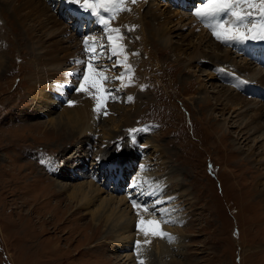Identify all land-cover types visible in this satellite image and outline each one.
<instances>
[{"label": "rangeland", "instance_id": "1", "mask_svg": "<svg viewBox=\"0 0 264 264\" xmlns=\"http://www.w3.org/2000/svg\"><path fill=\"white\" fill-rule=\"evenodd\" d=\"M57 1L27 2L39 12L38 22L23 23L24 14H36L25 8L16 15L17 0H0V264H140L133 235L139 231V209L130 208L129 195L137 201L146 196L142 206L160 198L164 203L156 207L172 210L176 221L162 224L178 237L165 253L160 250L166 238L143 237L150 240L144 244L152 255L149 263L264 264V133L261 137L253 130L264 124V96L258 97L264 82H254L264 74V55L258 50L263 46L247 45L244 53L221 44L212 29L201 25L206 19L193 17L207 0H187L185 6L174 0H125L122 6L131 11L120 12L110 27L124 33L127 63L140 71L132 76L135 84L139 81L137 90H131L134 83L120 87L121 80L105 81L106 88L118 90L95 117L97 127L83 132L82 139L67 136L66 128L56 130L49 120L77 95L86 66L75 61L86 59L85 36L105 45L107 38L90 12L80 17L85 27L63 14L68 9L53 12ZM131 26L136 27L129 30ZM160 31L167 36L166 46L160 43ZM105 53L98 66L109 78L120 76L124 66L113 67L117 57L109 59L107 47ZM244 65L247 69L238 74ZM215 66L221 68L216 71ZM228 71L255 83L257 95L237 90L234 78L230 85L222 82ZM128 79L126 75L123 82ZM237 97L243 102L234 105ZM47 98H52L47 104L38 102ZM240 129L246 139L240 138ZM132 133L134 142L125 140ZM102 154L132 156L124 160L125 167L134 165L124 171L125 178L132 175L129 195L118 186L119 170L105 172L113 160L100 169L92 165ZM137 174L142 189L131 184ZM91 181L99 185L98 195L92 194L95 200L109 194L124 199L119 208L132 216L130 230L121 235H132L129 241L118 242L111 231L123 230L127 221L106 223L99 216L108 210L93 216L94 206L68 197L78 183ZM148 183L163 189L146 192ZM150 192L154 194H144ZM148 214L162 219L151 210Z\"/></svg>", "mask_w": 264, "mask_h": 264}, {"label": "snow or ice", "instance_id": "2", "mask_svg": "<svg viewBox=\"0 0 264 264\" xmlns=\"http://www.w3.org/2000/svg\"><path fill=\"white\" fill-rule=\"evenodd\" d=\"M131 2L135 4L137 0H131ZM66 3L70 8L73 5H78L79 8L95 16L97 23L103 27L107 38V45H105L95 36H85L83 44L86 59L75 61L78 64H85L86 66L76 91L88 92L89 86L95 88L98 95L93 97L96 100L94 111L99 112L102 109H106L108 99L116 98L111 93L118 90L106 88L105 81L121 80L120 87H127L134 83L132 79L134 69L127 63L128 54L126 52V45L123 43L124 33L120 27H110L111 21L120 12L131 11V9L122 6L125 0H83V2L81 0H66ZM194 15L200 19L214 18V23H209L205 26L212 29L215 38L222 43H244L249 40L264 41V0H207V3H202V6L195 9ZM135 27L131 26L129 30H134ZM105 47H107L109 59L113 56L117 57L116 65H113V67L118 65L124 66V71L118 77L109 78L105 74V70L97 64L100 57L106 54L104 51ZM97 49H99V52H97ZM93 74L95 78H93ZM126 75L129 76L128 83L123 82V78ZM88 81H91V84L86 86V82ZM141 87L146 86L142 85ZM128 99L131 100L132 97ZM69 103L72 104L73 102L70 101ZM103 114L107 115V111L105 110ZM40 162L42 164L45 163L43 160ZM132 186L141 187V182L138 181ZM144 194L153 195L154 193ZM132 203L134 208H142L144 213H148L151 210L154 215L158 213L162 217L160 220L140 217L137 229L145 237L151 235L157 238H166L169 242L175 240V237L171 233L164 231L162 227V224L176 222L170 215L172 210L158 209L156 207L157 204L164 203L163 201L157 199L151 206L139 205L135 200ZM137 214L139 215V212ZM144 243L148 244L150 241L145 240ZM137 245L139 255L140 241H137ZM140 264H143L142 260Z\"/></svg>", "mask_w": 264, "mask_h": 264}, {"label": "bare ground", "instance_id": "3", "mask_svg": "<svg viewBox=\"0 0 264 264\" xmlns=\"http://www.w3.org/2000/svg\"><path fill=\"white\" fill-rule=\"evenodd\" d=\"M18 1V5H16V6H13V7H15L14 9H13V11L16 13V15H19V11H20V9L22 10V11H24L23 9H25V8H28L29 9V11L32 13V11L34 12V14H36V16H29V13L27 12L26 14H24L23 16V18H22V20H23V23H25L26 21H32V22H36L37 20L36 19H38L37 18V16H38V11L34 8V7H32V6H30L27 2H29V3H33L34 2V0H17ZM46 1H48V0H46ZM52 1V0H51ZM175 1V3H179V2H181V5H186V1L187 0H174ZM206 1V0H205ZM191 2V1H190ZM61 3H64V2H62L61 1ZM206 3V2H205ZM16 4V3H15ZM47 6L48 5H51V2H49L48 4H46ZM12 7V8H13ZM33 14V13H32ZM84 14H85V11H84ZM81 15H82V17H85V15H87V14H85V15H83V14H80V17H81ZM88 16V15H87ZM130 17L132 16V15H129ZM129 17V18H130ZM193 17L197 20V21H199L200 19L199 18H197L195 15H193ZM89 18V17H88ZM118 18V17H117ZM132 18V17H131ZM36 20V21H35ZM39 21H42V19H40ZM91 21H94L93 19H92V17H91ZM38 22V21H37ZM130 22H132V19H131V21H127V26L128 27H130L129 26V23ZM202 22V21H201ZM215 21H214V18H207L205 21H203V23H201V25H203V28H208V27H206L205 25L206 24H209V23H214ZM31 26L33 27V26H35V25H33V24H31ZM202 28V29H203ZM28 32V31H27ZM87 32V31H86ZM161 32V31H160ZM203 33V32H202ZM162 34H164L165 35V32L163 33V32H161L160 33V43H163L165 46L166 45H168L169 43H168V40L166 39L167 38V36H163ZM170 36V35H169ZM20 39V38H19ZM248 43V44H247ZM181 44V43H180ZM221 44H223L224 46L226 45V47L227 46H230L231 48L230 49H232V51H237V52H244V53H247V51H243L244 50V48L248 45V47H249V45L250 46H255V48H257V47H259L258 45H260V46H263V47H259L258 48V50L260 49V53L262 54V55H264V45H261V43H256V41H246L245 43H230V44H225V43H222L221 42ZM184 46V45H183ZM235 47V48H234ZM252 47V48H253ZM184 48H185V46H184ZM187 48V47H186ZM178 49V48H177ZM181 50H183V47H182V49ZM105 51V50H104ZM126 51L128 52L129 50L128 49H126ZM97 52H99V49H97ZM259 53V54H260ZM258 54V55H259ZM187 56H189V54H186ZM195 55V52H194V50H193V54H192V57ZM196 56V55H195ZM254 57H256V55L254 56ZM3 64H4V61L2 60V56H0V68H2L3 67ZM134 66V65H133ZM133 69H134V74H138V73H140V71L139 70H136L134 67H132ZM221 67H219V66H215L214 67V69L216 70V71H218L219 69H220ZM70 69V68H69ZM247 69V66H245L244 65V67H241L240 69H238L239 70V72H237L238 74H240V73H243V71H245ZM249 69V68H248ZM111 71V70H110ZM117 72H120V71H117ZM237 73H234V72H230V71H228V75H229V77H231V78H236V81H237V86H236V89L237 90H240L241 88H243L242 89V92H244V93H246L247 95H249L248 93H251L252 91H251V85H245L244 87L243 86H240L239 85V80H241V77L237 74ZM219 76H221L220 75V73L218 74ZM222 77V76H221ZM137 79H139V77L137 78ZM136 79V80H137ZM256 79V78H255ZM264 82V74H262V73H260V77H258L254 82H256V83H260V82ZM91 84V81H88V82H86V86H88V85H90ZM137 85H139V81H136V84H135V81H134V84H132V86H131V90H137L136 89V86ZM230 85V84H229ZM110 86H111V88H112V86H113V84H110ZM91 91H89V92H77V95L74 97H72L73 99H72V104L70 105V103H68L67 104V106L66 105H64V110L62 111V112H60V113H58V115L57 116H55L56 118H52V119H50L49 120V123L54 127V128H56V130H62L63 128H66L67 129V136H70V135H76L78 138H81V136H82V134H84L85 132H92V130L95 128V127H97L96 126V121H95V117L97 118L98 116H99V114H98V111H94V108H95V106H96V101H95V99L93 98V97H95L96 95H98V93H97V91H96V89L95 88H93V87H88ZM110 88V87H109ZM257 89H260V87H258ZM60 90V89H59ZM262 91H264V89L262 90ZM65 94V93H64ZM60 95H62L61 93H60ZM67 96V95H66ZM250 96V95H249ZM229 97V96H228ZM49 100H52V98H47V100L45 101V100H43V99H41L40 101H38V102H40L41 104H43V103H45V104H47V102L49 101ZM58 102H60V101H58ZM69 102V101H68ZM233 102H235L236 104H234V105H237V104H241L242 102H243V100L242 99H240V98H235L234 99V101ZM232 102V103H233ZM232 103H230V104H232ZM54 105L56 106V105H58V103H54ZM228 105V104H227ZM233 105V106H234ZM45 106V105H44ZM62 106V105H61ZM40 108V107H39ZM232 108H234V107H232ZM236 108V107H235ZM220 109V108H219ZM260 109V108H259ZM43 110H47V109H43ZM116 110V109H115ZM112 112V111H111ZM113 114V113H112ZM101 116V115H100ZM109 116V115H108ZM112 116V115H111ZM120 117V116H119ZM113 118L114 117H110V119H112L113 120ZM250 124H253L254 122H255V120H253V118H250ZM260 122V121H259ZM258 122V123H259ZM53 123L55 124V125H53ZM116 126V125H115ZM103 127V126H102ZM64 130V129H63ZM253 130H254V133H256V134H258L259 136H261L262 137V135H263V130H264V124H263V121L260 123V126H258V125H254V127H253ZM59 132H61V131H59ZM72 132V134H70ZM84 132V133H83ZM54 134V133H53ZM64 134H65V132H64ZM239 134H240V138H242V139H246V132H244L242 129H240L239 130ZM63 134H61L60 133V135H58L57 137H60V136H62ZM131 135L133 136V133L132 134H127L126 135V137H125V140H130V141H133V137H131ZM129 136V137H128ZM77 138V139H78ZM105 138V137H104ZM82 139V138H81ZM264 139V138H263ZM84 140H85V138H84ZM80 142V141H79ZM120 142H123V139L122 140H120ZM134 142V141H133ZM92 143H93V140H92ZM134 147L135 148H138L139 146L136 144V143H134ZM126 151H128L129 153H131V151L129 150V148H127L126 147ZM139 151V156H141L142 154V152H141V150L139 149L138 150ZM254 152V151H253ZM260 152V151H259ZM144 154V153H143ZM159 156V155H158ZM119 157V156H118ZM131 155L129 154H125V157H123V158H118L117 159V157L115 156V157H111V156H109V155H104V154H102V155H99V156H97V159H95V161L93 162L94 164H92V165H95V166H97L98 167V169H100V168H104V166H107L108 167V164L105 162V161H108V160H113V162L111 163V165L109 166V169H107V170H105V172H108V170H109V172H112L113 171V169L115 170V172L117 171V170H119V172H121L122 173V175H121V178L119 179L120 180V184H118V186H120L121 188H122V190L126 193V191H127V194L129 195V190H132L131 188H127V181L128 180H131V178H132V175H130L128 178H125L124 177V171L126 170V169H131V167H133V166H131V167H125V163H127V161H124L125 159H127V158H130L131 159ZM99 158V159H98ZM154 158H155V156H154ZM96 160H98L97 162H96ZM100 161H103V162H100ZM143 162V161H142ZM141 162V163H142ZM145 164H144V162H143V165H141V166H144ZM140 166V167H141ZM166 166V165H165ZM145 169V168H144ZM158 169V168H157ZM140 173V172H139ZM108 175H110V174H108ZM108 175L107 176H104V178H108V181H109V177H108ZM115 175V177H116V175L117 174H114ZM157 175V174H156ZM92 176L93 177H95L96 178V174L94 173V174H92ZM150 176V175H149ZM114 177V179H116ZM143 177V178H142ZM145 176H142L141 175V179H145V181L144 182H147L146 181V178H144ZM148 177V176H147ZM151 178V177H150ZM138 179H140V175L139 174H137V177H136V179H133L132 180V182H131V184L133 185V184H135V182H137V181H139ZM148 179V178H147ZM163 179V178H162ZM169 179V178H168ZM141 182V181H140ZM149 182H150V180H149ZM156 182V181H155ZM160 182H161V180H160ZM157 183V182H156ZM156 183H155V185L153 184H151V183H148V185H147V187H146V192H148V191H152V190H154L155 192H160V190L161 189H163V188H159L157 185H156ZM262 183V182H261ZM142 184V183H141ZM145 184H147V183H145ZM161 186V185H160ZM138 188H140V187H138ZM135 189H137V188H135ZM134 189V190H135ZM140 189H142V188H140ZM133 191V190H132ZM138 191V190H137ZM263 191V190H262ZM105 192V191H104ZM93 193H95V194H97L98 195V193H99V185L98 184H96V183H94V182H86V183H83L82 182V184H79L78 183V185L74 188V190L72 189L71 191H70V193L68 194V197L70 198V199H77L78 201H79V205H81V203H86L87 205L88 204H90V205H92V206H94L96 209L92 212V215L93 216H96V215H98L99 216V214L101 213V212H103L104 210H108L109 211V213H105V211L99 216V217H104V218H106V223L107 222H109L110 224H112V223H114L115 222V224L114 225H116L117 223H120L121 221H127L126 223H127V225H124L125 226V228L123 229V230H111L113 233H114V235H118L117 237H116V239L118 240V242H119V240H123V239H125V238H127V240L126 241H124V242H127V241H129V239H131L132 238V235H130V234H127V235H121V233L123 234V233H128V231L130 230V218H131V216L132 215H130L129 216V214H128V210L127 211H125L124 209H120L119 208V204L121 203V202H123L124 201V199H123V201H122V199H117L118 197H116L115 195H108V196H105V197H101V199L100 200H95L93 197H92V194ZM170 193V192H169ZM138 194H140V196H141V193L140 192H138ZM162 195V194H161ZM164 195V194H163ZM176 195V194H175ZM174 195V196H175ZM101 196V195H100ZM148 196V195H147ZM173 196V198H175ZM97 197V196H96ZM123 197V196H122ZM166 197V196H165ZM129 198H130V208H134L133 207V203H132V198H131V196L129 195ZM142 198H144V202L142 203V205H145L146 204V201H147V198H146V196H143ZM142 198L141 199H139L138 201L137 200H135L136 201V203L137 204H139V202L142 200ZM158 198V197H157ZM153 199H154V196H153ZM160 199V198H159ZM172 200V199H171ZM94 201H96V202H94ZM174 201V200H173ZM167 203V202H166ZM58 204V203H57ZM83 204V205H84ZM141 204V203H140ZM150 204H152V203H150ZM89 206V205H88ZM151 206V205H150ZM135 209H137V208H134V211H135ZM167 209V208H166ZM135 213H137V212H135ZM141 216H143L145 219H155L154 218V216H152V218H151V214H148V213H144L143 211H142V208L141 209H139V215L137 216L136 215V217H138V218H136V217H134V218H136L137 219V222L140 220V217ZM156 217V216H155ZM136 221V220H135ZM132 222V221H131ZM136 223V222H135ZM121 225V224H120ZM170 225V224H169ZM168 226V225H167ZM172 226V225H171ZM115 227H117V226H115ZM163 227V226H162ZM168 228V227H167ZM113 229V228H112ZM126 229H128V230H126ZM135 230V229H134ZM136 230H138L137 228H136ZM163 230L164 231H166L167 232V230L165 229V227H163ZM169 230V229H168ZM97 231V230H96ZM119 231H121V232H119ZM174 231H175V229H174ZM171 232V231H170ZM169 231H168V233H170ZM174 237H175V240L178 238L177 236H176V234H174V233H171ZM134 237H135V239L137 240V238H138V241H140V246H139V250H140V254H139V258H138V260H140V262H141V260L143 261V264H151V263H149V258H151L152 257V255L149 253V249L144 245L145 243H144V241H143V237H145L144 235L142 236V232H140V231H138L137 232V236H136V234H135V232H134ZM148 238H150L149 236H147ZM157 238V237H156ZM134 239V240H135ZM150 239H152V238H150ZM148 240V239H147ZM153 240V239H152ZM151 240V241H152ZM157 240V239H156ZM175 240L173 241V242H169L168 240H167V242L166 243H164L163 244V246H162V250H160L161 251V253H165V252H167L168 250H170V249H168L169 248V246H171L170 244H174L175 243ZM150 241V240H149ZM124 242H122V243H120V245L121 244H123ZM137 242V241H136ZM162 242V241H161ZM149 244H147V246H148ZM122 246V245H121ZM120 246V247H121ZM136 247H135V250H136V248H138V246L137 245H135ZM124 247V246H123ZM157 249V248H156ZM138 250V249H137ZM54 251H48V254H52ZM151 252V251H150ZM155 253V252H154ZM151 255V256H150ZM166 255V254H165ZM151 260V259H150ZM47 263H49V262H47ZM61 263V262H60ZM59 264V263H58Z\"/></svg>", "mask_w": 264, "mask_h": 264}]
</instances>
